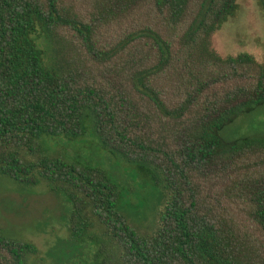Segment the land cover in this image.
<instances>
[{"label":"trees","instance_id":"trees-1","mask_svg":"<svg viewBox=\"0 0 264 264\" xmlns=\"http://www.w3.org/2000/svg\"><path fill=\"white\" fill-rule=\"evenodd\" d=\"M145 7L157 26L134 23ZM238 9L237 0H0V177L66 199L80 264H264V136L221 135L264 106V62L213 47ZM130 20L119 40L100 41L102 27ZM89 130L167 196L156 232L132 224L130 192L96 158L48 142L71 146ZM39 252L0 227V264H31Z\"/></svg>","mask_w":264,"mask_h":264},{"label":"rangeland","instance_id":"rangeland-1","mask_svg":"<svg viewBox=\"0 0 264 264\" xmlns=\"http://www.w3.org/2000/svg\"><path fill=\"white\" fill-rule=\"evenodd\" d=\"M239 9L213 36V47L223 56L249 52L264 62V12L258 0H237ZM160 19L145 7L134 18L142 25ZM113 24L102 27L99 39L108 44L120 39L124 30L132 25ZM227 140L244 136H264V106L241 115L221 133ZM48 142L54 149L68 146L74 154L80 151L85 158H96V162L108 168L126 186L131 196L126 200L125 210L132 224L143 233L152 234L160 226L161 214L165 210V193L150 186L138 173L135 163L122 155L103 148L89 130L84 138L67 144L64 138ZM132 189H134L132 191ZM67 202L44 185H21L8 177H0V227L15 237L30 240L40 249L31 257V264H80L84 249L79 251L69 242L66 228Z\"/></svg>","mask_w":264,"mask_h":264}]
</instances>
